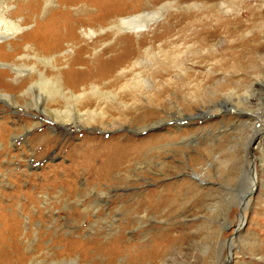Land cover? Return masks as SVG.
Here are the masks:
<instances>
[{"label": "rangeland", "instance_id": "obj_1", "mask_svg": "<svg viewBox=\"0 0 264 264\" xmlns=\"http://www.w3.org/2000/svg\"><path fill=\"white\" fill-rule=\"evenodd\" d=\"M6 1L10 3V18H27V32L36 27V20L58 15L54 13L58 8L64 13L65 25L60 29L64 40L88 26L105 24L102 22L105 8L155 10L170 0H155V3L154 0H108L112 5L104 6L100 0H54L47 8H44L45 0ZM205 1L183 0L164 9L157 19L182 16L185 19L181 26L153 42L150 36L165 29L156 27L152 31L151 26L144 44L136 49L139 51L123 61L122 65L128 67L140 61L133 72L153 82L152 89H147L138 101L131 99V93H120L121 99L129 103L126 109L131 110L124 121L120 119L124 122L121 126L114 125L105 131L97 127L67 130L46 120L43 125L25 130L23 126L29 125L33 118L29 110L23 106L15 110L0 102V204L7 205V210L13 207L22 233L27 227L31 235L35 229L37 235L45 234L42 246L33 255L36 259L49 261L54 250L71 247L62 254L73 256L85 250L82 255L88 263L99 259L101 264H264V0H225L231 9L226 13L222 9L218 11V6L209 7ZM192 2L197 6L186 8ZM243 11H248V16L241 17ZM224 17L239 19L240 26L230 32L222 27L209 50L197 47L190 35L196 28L194 22L209 20L207 26L212 27ZM35 34L31 31L29 38ZM116 36L104 35L102 39L112 42ZM137 38H133L131 47ZM98 45H94L97 53L102 48ZM150 46L152 57L145 53ZM92 47L80 52V56L94 58ZM6 50V47L0 49V56ZM121 51V48L106 51L101 59L108 60ZM75 67L80 71V65ZM131 76L129 72L124 77ZM5 79L8 78L0 69L2 90L8 89L4 87ZM158 92L165 94L156 96ZM223 100L230 106L246 108L252 116L249 120L246 116L240 118L234 110H228L230 107L222 105ZM119 110L114 105L106 108L114 117H118ZM238 121L244 123L239 125ZM153 122L156 125L141 128ZM45 130L51 137L47 148L37 138ZM259 132L263 133L262 138L253 140ZM155 135H164V140L145 149L134 160L140 162L141 170L136 171L134 165L133 170L120 175L121 180H117V172L107 182L91 181L88 179L91 176L85 177L86 172H78L77 183L80 185L88 179L90 192L76 194L74 199L86 206L95 198L88 196L93 187L100 189L107 194L102 198L106 204L101 203V210L82 211L77 204L75 207L81 212L73 213L69 206L73 200L58 196L59 189L54 192L40 185L47 176H52V168L77 162L69 151L81 137L94 136L110 143L118 137L121 141L125 137L141 140ZM92 154L95 156L90 161H100L95 151ZM253 166L257 181L251 173ZM58 170L55 174L60 176L62 171ZM194 173L199 177L195 178ZM183 180L189 184L161 212L164 214L132 209L143 191ZM4 219V215L0 216L1 226L12 221ZM161 233L166 234L160 244L166 248L165 254L156 260L130 261V255L138 247L149 251ZM56 236L75 243L60 245L53 241ZM33 239L37 242L38 236L34 235ZM52 243L54 249L50 247ZM19 250L27 252V245Z\"/></svg>", "mask_w": 264, "mask_h": 264}, {"label": "bare ground", "instance_id": "obj_2", "mask_svg": "<svg viewBox=\"0 0 264 264\" xmlns=\"http://www.w3.org/2000/svg\"><path fill=\"white\" fill-rule=\"evenodd\" d=\"M53 1L45 0L44 8L50 6ZM100 1L101 6L112 5L108 0ZM103 1H106V3H103ZM182 1L170 0L155 10L144 9L141 11L140 9L138 11L135 9L136 7L131 11H127V9L111 10L105 8V13L102 17V22L105 24L88 26L80 34H74V36L71 35L69 38L66 37V39L64 38L62 40L63 33L61 34L60 29L65 25V22L62 21V14L64 13L58 8L54 10V13L58 15L41 21L36 20V27L27 32V18H10V3L6 0H0V49L7 48L4 52L5 55L0 56V69H2L3 76L8 78L7 80H3L6 85L4 87L8 89H0V102L15 110L18 106H23L29 110L28 114L33 116V118L29 125L23 126L25 130L38 127L41 124L43 125L46 120H49L59 128H66L67 130L72 127H97L99 130L105 131L111 130L114 125H123L124 122L121 123L120 119L124 121L131 110L126 109L129 103L121 99L120 93H131L133 95L131 99L133 98L134 101H138L137 99L143 96L145 91L147 92V89L149 90L151 88L153 81L148 77H141L142 75L133 72L135 65L140 64V61L133 62L130 67L123 66L122 63L136 49L141 48L144 44L143 39L147 36L146 33L149 32L151 26L153 27L152 31L156 27H164L165 29L160 34L153 33L150 36L151 42L160 40L167 36L173 29L181 26V22L185 17H175L172 15L171 18L163 21H159L157 18L171 4H178ZM205 2L213 9L218 6L220 9L218 11H221V9L222 11L224 10V13L231 11L225 0H206ZM196 6L195 2L186 4V8ZM77 11L86 13L84 9H78ZM240 16H248V11H243L240 13ZM171 19L175 20L170 22ZM233 20L227 17L221 21H217L212 27L207 26L209 20L193 21L196 28H194L190 35L196 40L194 43L197 42L195 44L197 47L209 50L213 48L212 43L215 40L214 38L222 27H224L225 32H230L232 29H237L240 26L239 19L234 20V22ZM197 26L200 27L197 28ZM31 31L33 33L36 32L33 38H29ZM104 35L117 36L111 42V39H102ZM18 37L19 41H17ZM135 37L138 38L135 41L136 43H133L135 45L131 47L132 40ZM63 41L66 42V48H63ZM80 42H83V44L78 45ZM96 43L99 44L98 46H102L98 53L96 52V46H94ZM116 45L122 51L113 58L102 60L101 55L106 51H115L118 49ZM91 46H93L92 50H94L95 57H92L93 59L90 57H81L79 53L84 52L85 49ZM150 49L151 46L145 50V53L152 57L154 55L153 53H149ZM18 51L21 52L16 56L15 54ZM75 65H80V71L78 67L74 68ZM129 72L132 73V76L125 79L124 76ZM213 79V77H210V80L213 81ZM112 84L114 86L118 85V87H104L105 85L110 86ZM164 94V92H158L156 96H163ZM223 104L226 107H230L228 110H234L240 118L246 116L249 120L252 116L251 112H246V108L230 106L225 100L222 101ZM113 105L117 109H120L118 117H114L112 114L109 115L106 112V108ZM205 115L206 117H210V114ZM242 123L244 122L238 121L239 125ZM107 124L109 125L107 126ZM150 125L154 126L156 123L146 124L141 128L146 129ZM52 127L56 128L54 126ZM46 131H43L37 137L39 142L44 143L45 148L49 145L47 143H51V137L47 135ZM262 135L263 133L259 132L252 139H260ZM80 139V142L73 145L69 151L77 159V162L68 167H61L59 165L52 168V176H47L44 180L45 182L40 184L50 191L55 192L56 189H59L60 193L58 196L67 200H73L70 203L71 205H69L73 213L81 212L75 207L77 204H80L82 211H86L88 208L91 210L96 209L97 211L102 209L101 203L104 202L102 198H106L105 196L107 194L100 189L96 190L95 187H93L91 194L88 195L90 199L91 196H95V198L94 200H89L86 206L83 205V201L74 199L76 194L79 195L86 190L90 192V188H88L86 182L88 179H91V181L107 182L117 172V180H121L120 175L129 170H133L134 165L136 171L141 170L140 162L134 160L145 149L161 143L164 140V135H155L149 139L141 140L125 137L122 141L118 137L110 143L103 142L100 138L98 139L94 136H84ZM94 151L99 155L98 159L100 158V161H90L95 156L92 154ZM58 169L62 171L60 176L55 174V172L59 171ZM80 171L82 174L86 172V174L84 173L86 178L87 176L91 177L87 180H82V183L79 185L77 183L79 180L76 177H78L77 174ZM251 173L255 176V181L257 175L255 166H253ZM194 175L195 178L199 177L196 173ZM188 184V181L185 180L179 182L174 181L162 184L160 187L147 189L139 195V199L135 201L132 209L136 212L147 211L148 209L156 211L158 215L164 214L161 212H164L167 205L174 203V199L177 198ZM48 193L50 194L51 192ZM28 194L31 200H33L32 193L28 192ZM103 204L106 203L104 202ZM10 207L12 209L7 210V205L0 204V216L4 215V221L8 218L10 221L12 220L10 223L4 222L2 226L0 224V264H101V260L99 259H94L89 263L86 262L85 255H82L85 250L73 256L65 253L62 254L63 251L69 252L71 247L54 250L52 252L53 258L49 261L36 259L33 255H36V250L42 246L41 239L45 234L37 235V229H35L36 231L33 230V235H31L27 227L25 232L22 233V229L17 224L19 223V219L15 216L13 207ZM31 218L29 216L28 221ZM21 233L22 238L19 239ZM34 235L38 236V241L35 243L33 239ZM164 235L166 234H159L147 252H144L142 248L138 247L130 255V261L141 262L145 258L156 260V258L165 254L166 248L160 246L163 243L162 239L165 237ZM175 239L178 238L175 237ZM53 241L65 246H68L69 243H75V241L68 240L62 236H56ZM165 241L168 242L167 239ZM23 245H27V252H21L19 250ZM50 247H54L53 243ZM148 264L151 263L149 262Z\"/></svg>", "mask_w": 264, "mask_h": 264}]
</instances>
